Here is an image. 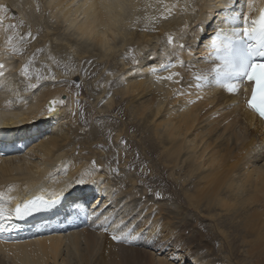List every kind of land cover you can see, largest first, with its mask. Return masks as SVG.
I'll list each match as a JSON object with an SVG mask.
<instances>
[{
	"label": "bare ground",
	"instance_id": "bare-ground-1",
	"mask_svg": "<svg viewBox=\"0 0 264 264\" xmlns=\"http://www.w3.org/2000/svg\"><path fill=\"white\" fill-rule=\"evenodd\" d=\"M263 5L264 0H255L252 8ZM249 10L244 14V0H0V124L14 128L10 137H0V145L25 138L20 149L0 156V207L10 214L0 221V264H144L138 244L147 247L155 264H203L195 252L210 249L212 242L200 229L188 236L193 223L184 220L180 205L171 211L146 194L133 197L143 183L157 186L156 195L185 202L196 212L203 209L211 219L228 220V229L223 221L214 224L224 243L241 242L254 262L264 264V122L248 106L244 80L238 92L229 93L223 85L230 81L221 76L217 83L215 71H226L223 45ZM22 16L43 22L48 44L60 41L79 57L95 51L105 65L124 55L121 73L112 87L103 83L110 90L101 96L108 110L130 119L123 120L127 133L138 131L145 154L130 156V163L152 166L157 159V178L111 182L96 149L102 147L100 136L119 125L111 118L100 122L104 132L100 123L83 131L81 107L63 99L71 93L59 71V84L41 81L37 91L24 94L27 88L17 74L27 62L21 53ZM54 49L59 57L53 59L60 62L62 48ZM130 49L138 57L125 60ZM170 75L173 79H166ZM16 108L18 116L4 111ZM61 193L72 194L62 212L53 210L54 216L30 225L29 233L4 234L17 224V203ZM113 233H127L128 240L114 241Z\"/></svg>",
	"mask_w": 264,
	"mask_h": 264
},
{
	"label": "rangeland",
	"instance_id": "rangeland-1",
	"mask_svg": "<svg viewBox=\"0 0 264 264\" xmlns=\"http://www.w3.org/2000/svg\"><path fill=\"white\" fill-rule=\"evenodd\" d=\"M42 12L43 9L42 11L40 10V13ZM218 18L219 17H216L215 20H217ZM18 24L22 28L21 33H25L24 38L26 37V40L21 42L22 47H24L21 48V50H24L21 53H23V55L27 57V59L26 57H24L25 62L27 61L24 65L25 70L22 73L18 71V73L16 72L19 75L18 77L21 78L20 80H22V86H26L25 88H27V92H25L24 94L37 91V88L40 87L42 83L41 81L59 84L60 82H58V78L56 77V72L59 71L62 75H64L66 81L65 87L71 93L63 95V99L67 100V98H71L76 103H79L81 107L78 108V119L80 120V123H84L85 125H83V131H87L89 127L95 124H99L100 122L102 123V121L111 118H113V120H115L119 125L117 129L115 128L112 131L105 133V135L103 134L100 136V140L98 141H100L102 147L96 149V151H102V153H98L100 154V156L103 157L106 163L105 165H107L106 170L108 171L111 182L114 184L117 182L119 183L121 182V180H124L125 177H132L138 181H144L147 176L152 177V179L154 177L157 178L159 175V171L157 165L154 166V164H157V159H153V162H151L152 166H150L149 162H146V164L130 163V156H134L135 154H145V150L141 143L140 137H136L138 131L132 129L133 131L131 130L127 133L124 130L125 126L123 124L125 121L129 122L130 119H125V117H121V115H119V111L116 113H112L110 110H108L105 105V100L101 96H104V93L110 90L109 87L104 90L103 86L107 87L108 84L105 83L103 85V83L109 81L111 82L112 79H116L121 73L120 70L122 69V64L124 61L120 60V57L124 59V55H115L116 57L114 59H110L105 65H103V62H101L96 57V54H94L95 51L92 52L90 50V52L87 53L84 58H82L79 57L76 52H71V50L67 48V46L61 47L60 41H53V44H51V42H49L48 44L46 42L48 41V39L44 37L45 31H43V22L32 23L30 22V19L28 17L22 16L19 19ZM61 33L66 34L67 32L62 29ZM68 35L69 32L66 36ZM71 38L72 40L74 39V41L76 40L75 37ZM88 43L89 42H87L85 46H87L88 48L90 47L89 49H92L91 43ZM158 45L160 46V44ZM55 47H58L57 50L62 48V52L64 53L63 55H60V62L58 61L59 63L54 61L53 59L54 55L55 58L59 57L54 53L55 51H53L55 50ZM128 54H130L131 56L126 55L127 57L125 56V60L127 58H129L130 60H134L138 57V55H136L135 49H130ZM18 58L20 57H17V59ZM61 62L64 63L61 64ZM130 65H132V63ZM126 67H128V65L125 66V69ZM113 71H116V73L111 77L110 74L113 73ZM35 77L37 80L35 79ZM36 82L40 84L32 86ZM63 82L64 80L61 83ZM113 84L114 82H111L109 85L112 87ZM30 85L32 86V88ZM98 90L99 92H101L102 90L104 91L99 94ZM67 119H64L63 121H66ZM99 126L100 125H98V128H101V130L104 132L105 127H103L102 124L100 127ZM40 127L45 128V125L42 123ZM120 128H123V132L120 133L121 135L118 132ZM29 137L31 136L29 135ZM34 139H36L35 136L34 138L32 137V139H29V141H27V148L32 145ZM131 188L132 187H130L129 189ZM142 188H145L146 190ZM156 188L157 186H152L149 183H143L142 185H140V188H136L140 190V194H135L133 195V197H142L146 194L145 197L148 198L147 200L154 201L155 204L162 203L165 205V207L167 205V208L171 211H175V209L178 208V205H180L181 208L183 207L182 211L184 212L182 216L183 218L185 217L184 220L188 222L191 221L193 223V229H190L188 231V236H190V234L193 235V231L200 229L201 232H204L203 237L206 240L212 242L213 246L210 249H208L207 247L200 248L201 251L195 252L197 256L201 255V257L204 258L203 264H257V262H254L253 258L249 254H247V246L243 245L241 242L234 240L233 247H230L228 246V244H225L226 242L224 238H222L223 235L221 232H219L221 231V229L219 230L218 228H216L214 224H216L218 221H223L221 222V224L223 225L222 228L225 229L227 228L225 227V224L228 223V220L225 221L223 217V220H218L217 218L211 219L212 217L207 215L203 211V209L201 211L197 210L196 212V209L189 208V206H187V203L185 202L179 204V202L176 201L174 198L169 199L168 197L165 198V195H156V191H154L156 190ZM142 190L145 191L143 192L144 194L141 193ZM95 196L96 195L92 196L91 199L93 200ZM92 200H90V202H92ZM162 204L158 206H162ZM180 221V219H174L173 222L179 224ZM230 238H233V234L230 235ZM138 246L142 248L140 259L143 261L144 264L147 263V261L148 263L152 262V264L153 262L154 264L157 263V261L151 260L153 258H151L150 253L144 251V248H147L145 247V245L138 244ZM198 246L194 247L193 250L197 251V249H199ZM167 252H169V249H166V251L161 253L160 257L166 256ZM156 260H158V258H156Z\"/></svg>",
	"mask_w": 264,
	"mask_h": 264
},
{
	"label": "snow or ice",
	"instance_id": "snow-or-ice-1",
	"mask_svg": "<svg viewBox=\"0 0 264 264\" xmlns=\"http://www.w3.org/2000/svg\"><path fill=\"white\" fill-rule=\"evenodd\" d=\"M255 0H248V7L251 10ZM233 23L239 21V14L231 17ZM243 27L234 28L233 36L235 39L229 38L223 45V55L220 59L223 61L226 71L221 72L218 67L215 69L217 73V83H220V77H226L230 82L225 83L223 86L229 93H236L240 89V84L243 80H255L254 72L258 68H264V8L260 9L259 18L252 20L248 19V16L243 18ZM248 41H255L253 45ZM168 43L172 44V37H168ZM212 47L219 53L221 48L218 44L213 42ZM256 58H261L257 60ZM0 67H3L0 65ZM156 71V69H153ZM173 75H179L175 73ZM173 75L166 77L168 80L173 79ZM56 101L51 102L49 111H55L54 105ZM249 108L255 111L261 119H264V107L257 106L256 104L249 102ZM46 203L45 199L36 197L35 199L26 201L23 205H18L15 208V214L17 216L30 214L31 212L38 210L41 205ZM10 214H6L5 209L0 207V221L8 219ZM4 230V225L0 224V231ZM114 241L128 240L127 233L116 234L113 233L111 237Z\"/></svg>",
	"mask_w": 264,
	"mask_h": 264
}]
</instances>
